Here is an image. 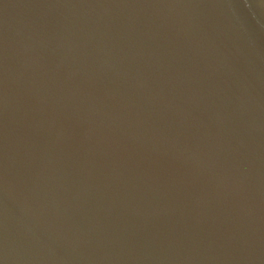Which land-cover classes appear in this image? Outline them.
<instances>
[{
  "label": "water",
  "instance_id": "95a60500",
  "mask_svg": "<svg viewBox=\"0 0 264 264\" xmlns=\"http://www.w3.org/2000/svg\"><path fill=\"white\" fill-rule=\"evenodd\" d=\"M0 264H264V0H0Z\"/></svg>",
  "mask_w": 264,
  "mask_h": 264
}]
</instances>
